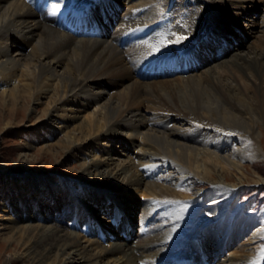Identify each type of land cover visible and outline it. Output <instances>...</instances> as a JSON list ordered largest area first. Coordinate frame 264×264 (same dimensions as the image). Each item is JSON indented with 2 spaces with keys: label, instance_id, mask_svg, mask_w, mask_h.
<instances>
[{
  "label": "bare ground",
  "instance_id": "1",
  "mask_svg": "<svg viewBox=\"0 0 264 264\" xmlns=\"http://www.w3.org/2000/svg\"><path fill=\"white\" fill-rule=\"evenodd\" d=\"M26 1L35 5V11ZM60 1L62 7L57 0H0L1 95L19 103L27 98L40 101L52 91L53 100L47 107L50 110L58 104L55 109L60 112L62 106L80 102L86 114L79 119L82 120L79 125L75 122L74 130L82 135L73 136V129L66 133L57 145L53 144L59 147L58 154L78 150L80 145L93 147L102 138L116 146L104 147L102 153L95 151L90 157L97 159L82 163L86 175L79 179L94 188L86 187L84 192L71 183L63 188L54 184L52 190L48 188V194L38 188L36 179L3 178L5 194L14 201L23 198L21 205L26 212L20 214L19 206L12 202L5 206L0 213L1 245L22 243L25 252L15 254L23 264H161L179 256L181 251L177 249L191 237L185 236L187 231H196L184 229L189 226L185 217L173 210L176 204H170L177 200L180 205L179 199L192 197L187 181L220 186L209 194L215 229H221L228 208L235 204L234 189L246 182L247 170H252L254 182L264 184V171L258 164L264 159V19L261 35L255 34L254 44L246 47L247 53L239 50L245 41L238 34L252 35L257 24L251 17L261 12L255 5L259 0H206L207 5L202 0H183L178 4L175 0ZM59 9H64L68 18L59 22L56 29L41 22L44 11ZM244 16L249 24L242 23ZM206 24L212 25L216 42L222 38L228 41L218 54L210 53L214 43L208 38L199 43L193 55L171 61L162 59L180 49L187 37L202 36ZM145 33L149 36H143ZM173 44L176 50H169ZM127 45L132 46V53L124 55L122 48ZM166 45L165 50H159ZM133 60L138 61L136 70L131 68ZM214 61L215 67H209ZM201 68L205 70L200 72ZM236 74L244 84H223V78ZM171 76L175 78L170 79ZM12 82L16 84L10 87ZM9 114L18 118L24 109H12ZM53 116L52 111L44 125L47 132L44 138L49 141L57 133L50 123ZM66 116L63 115L64 119ZM115 153L125 157L115 161ZM82 156L87 159L89 154ZM156 160L172 165L180 176L154 180L155 168L151 171L152 166L147 163ZM233 176L239 181L226 183ZM117 179L121 180L119 184L114 182ZM12 184L16 186L14 191L9 189ZM32 191L38 192L34 207L42 209L43 222L30 220L38 218L27 208ZM60 193L64 199H70L67 211L76 210V202L72 200L75 198L99 225L105 223L106 213H113V201L104 198L112 197L111 194L112 198L120 197L123 201L119 205L130 220L126 236L116 237L119 241L106 246L96 238H87L92 231L83 230L81 234L66 230L61 222L48 216L54 212L53 205L41 203L47 199L56 207ZM129 193L140 195L145 203L136 200V196H127ZM193 194L208 195L203 190ZM226 195L229 198H224ZM158 211L160 214L146 230L147 236L132 247L129 241L138 235L135 222H146ZM247 218L251 223L250 217ZM139 232L141 235V229ZM235 233L236 230L230 236ZM262 234L261 231L255 235ZM223 242L220 248L212 244L214 257L222 252ZM248 244L251 247L252 243ZM193 249L195 258L183 260L182 264H201L210 254L209 251L200 254L195 246ZM244 250L231 253L218 264H254L262 259L256 252L245 254Z\"/></svg>",
  "mask_w": 264,
  "mask_h": 264
},
{
  "label": "rangeland",
  "instance_id": "2",
  "mask_svg": "<svg viewBox=\"0 0 264 264\" xmlns=\"http://www.w3.org/2000/svg\"><path fill=\"white\" fill-rule=\"evenodd\" d=\"M122 1L129 2V0H122ZM202 1L204 2V5H207L208 2L206 0H202ZM26 2L35 11V5L31 2L28 1ZM57 2L59 3V6L62 7L61 1L57 0ZM181 2L184 1L175 0V3L177 4ZM255 5L260 7L261 12H257L255 15H252L251 17V20L256 22L257 24L255 29L253 30V33H251L252 35L247 37L245 33L238 32V34H240L242 39H244L245 41V45L244 46L241 45L239 49L243 53H247L249 51V49L246 47H248V45L252 46L254 44L256 36L261 35L260 30H263L261 26L264 24V23L262 24L263 22L262 20L264 19V0L257 1ZM42 11L43 10H41L39 13H41ZM67 18L68 15H65L64 9H59L58 11L55 12L44 11L42 13L41 22L56 29V25L59 22L66 20ZM69 19L72 18L70 17ZM242 19H243L241 20L242 23L244 24L250 23L249 21H247L246 16L242 17ZM211 27L212 25L206 24L205 31L202 34V36L194 39H190L187 36H183L184 38L187 37L185 44L178 50H176L177 47L174 44L171 45L169 50H172L174 48L176 52L164 56L163 57L164 60L174 59L177 58L178 56L185 57L190 52H196V48L199 47V43L201 44L203 41H205L208 38L211 39L212 43H214V45L211 46L212 48L210 53H212V55H214L215 53L218 54L219 50H221L224 47V45L228 44V41H225L226 39L222 38L220 42H216L217 40L212 34ZM146 35L147 33H145L143 36ZM143 36L136 35L135 37L142 38ZM107 40L110 41L111 39H107ZM235 46L236 44L232 45V48L234 49ZM131 47L132 46L127 45L122 48L124 55L125 54L128 55L132 53ZM167 47L168 45L164 46L162 49L159 50L163 51ZM234 52L237 51L235 50ZM220 56L222 55L220 54ZM128 57L130 58V56ZM128 57L126 56V59H128ZM137 62L135 60L131 62L132 64L131 68H133V70L137 69ZM214 64H216L215 61L210 62L209 67H215ZM203 70L205 69L201 68L200 72H202ZM172 77L175 78V76H171L170 79H173ZM155 80H159V79H153L151 81H155ZM244 82L245 81L241 80V78L238 75L237 76L230 75V77L226 76L225 78H223V84L226 85L228 83L232 85H235L236 83L244 84ZM14 84L16 83L12 82L10 83L9 86L13 87ZM1 93H2V88H0V166H1L0 167L1 168L0 169V203H1L0 213H3L2 210H4L5 206H7V204H10L11 202L16 206L17 205L19 206L20 214L26 212L23 211L24 206L21 205L23 204V198L18 197L14 201L11 200L8 195L5 194V188L1 184L3 178L12 177L14 179H17V178L27 177V178L36 179V181L39 184L38 188L44 189L48 194L50 191L48 188L51 189L52 185L54 184L57 186L60 185V187L63 188L64 185L70 186L72 183L73 186H76L77 189L81 190L82 192L86 190V187L93 188L92 185L90 186L89 184L86 186V183L82 182L79 179L82 178V175H86L83 172L82 163L97 159L96 157L92 158L90 156H93L95 151L102 153L104 147L112 146L115 144H113L112 142L108 143V140L106 138H102L96 140V142L93 141L94 143H97L93 145V147L92 145H88V144L80 145L79 146L80 149L67 152L66 154L63 153L58 154L56 151L59 150V147L53 145V144L57 145V143H59L58 141H60L63 137L65 138L66 133L71 132L72 129L74 131V132L72 131L73 136L75 135V133L76 135L78 134L80 136L82 135L79 130H77L78 132L74 130L76 128L75 126H77V124L79 125L80 123L79 121L82 122V120L79 119H83L86 114L85 112L83 113L84 110L80 108L81 107L80 102H75L73 104L69 103L68 105H66V107L62 106L61 112L58 111V108L55 109L56 107H58L57 106L58 104H54L56 107L51 106L50 110L52 109L55 116L52 117L53 119L51 120L50 123H53V125L56 127L57 133L54 134L53 137H51L52 139L50 138L51 141L50 142L49 140H46V138H44V135H46L47 133L44 128V125L48 123L49 113L52 112L47 107V103L53 100L51 99V96H53L52 91L48 94H45L40 101L35 100V98H27L26 99L27 101L23 99L20 100L19 103H17V101L14 100L10 101L9 98L6 99V97L1 95ZM18 107L24 109V114H23L24 116L20 115L17 118L16 116L9 114V111H11L12 109L13 110L17 109ZM62 114L65 116L68 114V116H66L64 119ZM74 118L75 120L73 122L72 120ZM40 119L41 121H39ZM62 120L63 121L67 120V122H61ZM67 129L68 130L70 129V131H68ZM35 132H37L38 135ZM52 147H54V149ZM120 150L123 154H126L123 149ZM131 151L133 152L132 149ZM82 152L89 154V156L86 157L87 159H85V157L82 156L83 154H85ZM137 155L138 153L135 152L133 154V159H135V156ZM128 156L132 157L130 153ZM114 157L117 158L115 161H118L120 159H123L125 155L120 156L115 153ZM112 162H114V160L110 161L111 163L110 165L113 167L115 164ZM26 163L27 166L24 165ZM147 164H151L152 166L151 171H153V169L155 168L154 171L156 172L154 174V180H158L159 178H164V177L166 178L167 176L168 177L171 176V178L172 177L176 178L175 175L177 174V169H175L172 165L166 166L163 165L161 162H157V160ZM258 164L259 167L264 171V159L259 161ZM177 176L180 175L177 174ZM247 176L248 177L245 180L246 182L242 183L241 184L242 186L240 185L239 187H235L234 189L235 190L234 194H236L237 199L235 198V204L231 208H228L229 210L228 214L225 216V218L223 217V222L220 223L221 229L219 228L215 229L214 227L216 218L211 211L212 209L211 207H213V202L211 201L209 196L210 193H214L217 190H219L220 186L207 185V184L206 185L193 184L192 180L187 181L188 184L191 186L192 197L179 199L178 201L180 205H178L177 200L170 201V204L173 203L176 204L177 206L174 205L173 210H177V213H180L185 217L184 220L187 222L186 224L189 226L185 227L184 229L193 228L196 229V231L195 232L187 231L185 236L191 234V237L188 238L189 242H185L181 244V246L177 249L178 251H181V254L179 256L168 258L162 261L163 263L161 264L164 263L182 264L181 261L183 260H188L192 256L195 258L196 251H194L193 249L194 246L197 248V252H199L200 254H202L203 252L208 253V251L210 253L206 261H203L201 264H218L219 262L223 261L225 258L229 257L231 253H237L239 250L243 248H245L244 250L245 254L250 252H256L259 257H262V259H258L260 262H258L257 260L255 261L254 264H264V184L262 183L259 184L254 182L251 169L247 170ZM237 178L238 177L233 176V179L227 181L226 183L233 184L234 182H236ZM237 181H239V179ZM114 182L116 184H119L121 180L118 181L115 180ZM94 187H96V185H94ZM9 189L14 191L16 189L15 184H12L9 187ZM199 190H203L204 193L208 195L196 197V195H194L193 193ZM71 192H73V190ZM37 194H38L37 191H32L31 193L32 196H30V202L27 203V208L30 207L29 212H33L32 214L33 215L35 214V216H37L38 218L37 219L29 218V219L39 220L43 222L45 219L42 209H36L34 207L36 204L35 197ZM227 194H232V192ZM59 195H60L59 196L60 200L57 202L56 207H54L55 203H52L47 199L41 200L42 201L41 203L44 205H47L48 203H50L51 206L53 205L52 211L54 212H51V214L48 213V216L53 217L55 220L57 219V221L61 222L62 227L65 228L66 230L75 231L76 233H81V234L83 230L84 231L88 230V232L92 231L91 234L89 233L87 234L88 236L87 238H93V239L96 238L106 246L111 242L119 241L117 238H123L124 236H126V224L130 220L128 219L129 216L125 212L123 206L121 204L119 205V202L123 201V199H121L120 197L112 198L113 194H111L112 197L104 198L106 200L109 199V201H113L112 205L115 208V210L113 209V207H111L113 213L112 214L106 213L107 218L105 220L107 222L105 221V223L99 225L100 222L95 221L96 219L93 220L94 218L92 217V214L88 211L85 205L82 204L79 200L75 198L72 199L73 201L75 200L76 202V210L73 212L71 210L67 211V206L69 204L68 202L70 199L69 198L67 200L64 199V195L61 193ZM127 196H136L137 198L136 200L140 199L142 203H145L146 201L144 198L140 197V195L137 194L135 195L133 193H129V195ZM110 198L113 200H110ZM224 198H229V195H226ZM101 199L103 200V198ZM146 199L149 201L152 200V198L150 197H146ZM109 201H106V203H108ZM114 201H116L118 205L115 204ZM140 208H141L140 210V214H141L142 213L141 204H140ZM137 211H138V207H137ZM98 214L103 216L105 215L104 213L102 214L100 212H98ZM159 214L160 211L156 212L146 222H141L139 220L135 222V228H137L138 235L132 241H129L132 247L135 246L136 243L139 242L141 239L147 236L148 232H146V230L148 229L149 226H151V222L154 221ZM25 216H27V214H25ZM230 216L232 217V219H229ZM238 217L241 219L236 220ZM247 217L248 218L250 217L249 219L251 223L248 220H246ZM244 218L245 220H243ZM251 218L253 220H251ZM25 219L29 220L28 218ZM144 223L146 224L145 229H143V226L145 225ZM140 229H141V235H139ZM212 230L214 231V233L212 232ZM234 230H236V233L230 236V233H232ZM241 230L243 232H241ZM261 231L263 232L262 235L259 236L255 235L260 233ZM211 233H213L214 236ZM207 236L210 237V239L206 240V238H208ZM204 241H206V243H204ZM222 241H224L223 250L219 254V256L214 257L212 255L214 254L213 253L214 247H212V244L214 243L215 247L220 248ZM248 242L252 243L251 247H248L249 246ZM0 245H1V241H0ZM255 247L256 249H254ZM23 252H25V247L23 246L22 243L16 242L13 244L10 243H6L5 245L2 244L0 246V264H23V262L17 259L18 257L17 255L22 254ZM15 253H17V255ZM17 260L18 262H15ZM171 261H174L175 263ZM190 264H193V262H190Z\"/></svg>",
  "mask_w": 264,
  "mask_h": 264
}]
</instances>
